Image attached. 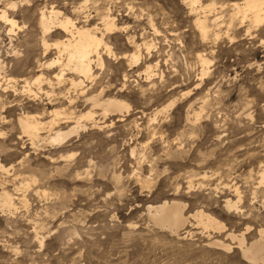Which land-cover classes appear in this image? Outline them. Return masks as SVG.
<instances>
[{
  "label": "rangeland",
  "instance_id": "374dc122",
  "mask_svg": "<svg viewBox=\"0 0 264 264\" xmlns=\"http://www.w3.org/2000/svg\"><path fill=\"white\" fill-rule=\"evenodd\" d=\"M245 2L0 0L17 21L9 31L0 19V193L14 196V207L0 211V264H263L226 234L244 233L249 244L264 228V21L243 18ZM44 8L103 34L110 52L99 46L103 64L93 63L91 80L47 66L65 58L56 43L67 34L55 28L42 43ZM63 71L66 81H55ZM99 90L129 110L103 117L98 106L99 126L57 146L33 145L18 125L26 111L50 120L72 96L85 111L84 98ZM174 200L189 217L179 235L148 209ZM200 209L224 229H204L193 217Z\"/></svg>",
  "mask_w": 264,
  "mask_h": 264
},
{
  "label": "bare ground",
  "instance_id": "6f19581e",
  "mask_svg": "<svg viewBox=\"0 0 264 264\" xmlns=\"http://www.w3.org/2000/svg\"><path fill=\"white\" fill-rule=\"evenodd\" d=\"M13 4H11L12 7H13ZM44 5H46V4H44ZM239 12L243 15V18L247 17L249 15V13H251V15H250L251 21L258 25L264 21V0H246L245 4L241 7H239ZM108 16L105 19L106 30L112 29L113 28L112 26L114 25L113 19L108 17ZM0 19L4 20L6 23L11 24L9 31L14 30V27L17 24V21L14 19V17L9 15L7 9L0 10ZM38 19H39V21H38L39 27H41L40 28V29H42L41 33L43 34L42 43L45 46H48V42L45 39V35L51 31L55 30V28H60L61 30H63L67 34L66 38L63 37V38H65L64 40L56 43L60 49L59 54H61L62 56L64 55L65 58L61 59L60 58L61 56H60V57H58L57 60H51V62H49V63L47 62V66H52L55 63H58L60 65L62 64L65 66V68H67V71L69 68V69L73 70V72L75 71L78 75H81L83 77H90V80H91V77L94 74L93 73V63H96L97 65L103 64V58L99 52V46L104 43L106 46V49H108L110 52V47L104 41L103 34L101 36H98L96 34V32L93 31L94 28H88L86 26H81V25L78 26L72 20V18H70L68 16V14H67V16H62L61 11L55 10L54 8H52L50 10L47 8L42 9L41 13H40V17ZM214 20H216V18ZM115 26H116V24H115ZM200 26H201V29L203 30V32L207 31V26H206L205 21H201ZM248 31H249V29H248ZM132 57L135 61H137L139 58V54L134 53L132 55ZM203 61L206 62L207 60L203 59ZM203 68H205V67L203 66ZM63 69L64 68H62L61 70H63ZM56 75H57V78L55 79V81L58 79L57 82L61 83V81L64 80V78H65L64 77V71L59 72V73L57 72ZM12 78L13 77H9V78L6 77L5 79H7L8 82H10L12 80ZM78 78H79V76H78ZM69 80H71L70 83H72V84L69 83L70 85H73V84L74 85H83L82 79L77 80V78L76 79L75 78H69ZM24 81H25V83H24L23 87L25 89L28 88V90H30L31 81L29 82L28 79H25ZM41 81H43V80L41 79L40 76H38L32 82L40 83ZM48 81H49V83H51L49 79L47 80V82ZM64 81H66V80H64ZM60 83H58V84L60 85ZM1 84L2 83L0 82V86H1ZM54 86H55V84H54ZM50 89L52 90L53 88H50ZM76 91H77V89H76ZM56 92H58V91H56ZM80 92H82V91H80ZM101 92L102 91L97 92V93L92 92V94H90L89 96L86 95V97L84 98V101L89 102L91 104V107H89V109H87L85 111L75 110L76 108L72 107V105L75 103V99L72 98L73 96L69 97V98L67 97L68 98L67 101L69 102V105H67V107H65V105H63L64 106V107L62 106L63 109L56 107L50 111L48 110L49 114H51V116H52V118L50 120H47L44 122L43 120L39 119L40 116L38 117L39 114L37 115L36 112H34L35 113L34 114V113H27V111H26V113L24 115L19 114V117L17 120L18 125L20 126L21 130L24 133L31 136L30 138L32 140L33 145H42L45 147L46 146L61 145L72 134L77 135V133L80 130H82V129L85 130L88 127V124L98 125V126L100 125L101 121L97 120L98 117L96 118V116H95L96 115V111H95L96 107L99 106V108L102 111V112L100 111L99 113H102L100 115H103V117H107L108 114H111L113 112H123V111L129 110V104L125 100H122V99L117 98V97L102 98ZM47 94H49V91L47 92ZM63 94H62V97H63ZM68 94H70V93L68 92ZM53 96H55V95L53 94ZM51 98H54V97H51ZM68 102H67V104H68ZM173 102L167 104V106H165L166 105L165 104L160 109H157L158 112H160L162 110H166L167 107H170V105H173ZM43 107H45V106H43ZM44 112H46L45 108L42 112L43 115H44ZM38 113H40V112H38ZM42 114H40V115H42ZM60 117H63V119L67 122L70 121L72 124H69L67 129L62 128V127L56 128L55 126L57 123H59L58 119ZM102 120H103V118H102ZM42 131H46V132L42 133ZM133 155H134V153H133ZM261 178H262V181H264V172H262ZM228 205L229 206H234V205L236 206V204L231 205L230 202H228ZM12 207H14V196L9 190L6 191V189H3L0 193V211H1V209L5 210L6 208L10 210ZM148 209H149L150 215L155 218V222L158 224V226L167 227L170 229V231H172L176 235H179V230H180L181 226H184L185 223L187 221H189V217L186 216V213H185V204L182 203L181 201H177V200H174L172 202L164 201L163 203H160L158 205L149 206ZM193 217H195L197 219V221L199 222V224H202L203 228L206 230L221 232L225 227L224 223H222L216 217L212 216L211 214H209V213H207L201 209L196 211L195 213H193ZM187 232H189V230H187ZM259 233H260V237L253 240L249 244H246L244 233L235 234L233 232H227L226 234L229 237H231L233 240L237 239L236 241H238L237 243L239 245V248H240V250H242L244 256L247 259H249L250 261H253V263L257 262V261H261L264 264V228L259 229ZM190 234H193V233L191 232ZM212 242H213V244L218 245V246L223 247V248H229V249L231 248V244L226 243L223 240L216 239L215 241L212 240Z\"/></svg>",
  "mask_w": 264,
  "mask_h": 264
}]
</instances>
